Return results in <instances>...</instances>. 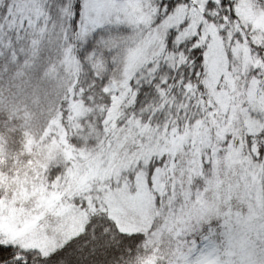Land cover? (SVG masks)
Segmentation results:
<instances>
[{"label":"snow or ice","instance_id":"1","mask_svg":"<svg viewBox=\"0 0 264 264\" xmlns=\"http://www.w3.org/2000/svg\"><path fill=\"white\" fill-rule=\"evenodd\" d=\"M0 264H264V0H0Z\"/></svg>","mask_w":264,"mask_h":264}]
</instances>
